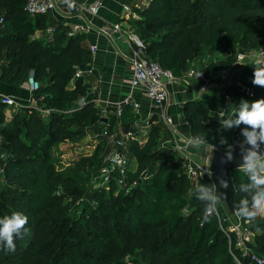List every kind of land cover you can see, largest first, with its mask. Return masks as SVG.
Masks as SVG:
<instances>
[{"label": "trees", "instance_id": "trees-1", "mask_svg": "<svg viewBox=\"0 0 264 264\" xmlns=\"http://www.w3.org/2000/svg\"><path fill=\"white\" fill-rule=\"evenodd\" d=\"M25 1L0 0V10H7L0 34V56L7 69L1 79L20 86L32 74L39 83L33 95L41 100V110L16 113L0 128V149L7 153L0 160V182L4 181L0 217L21 211L29 217L30 231L23 239L16 238L15 251L0 249V264H126V256L135 264H237L233 256L249 264L233 236L229 247L215 214L204 220V205L195 188L212 183L206 177L188 179L180 154L162 146L160 124L151 125L144 143L135 139L127 144L128 156L137 164L127 176V181L136 182L130 189L118 184L116 173L107 185H95L99 169L107 163L106 143L79 155L70 169H56L54 146L85 137L86 128L100 119L90 101L68 110L84 88L79 79L73 88L67 85L76 67L90 61L91 53L77 37L68 38L64 32L56 31L52 41L34 39L46 15H29ZM138 14L133 25L146 57L177 78L206 50L222 52V58L204 69L210 79L235 65L239 53L264 45V0H149ZM254 66L245 63L236 76L254 89L253 97L245 96L235 82L222 88L220 100L184 104L193 136L219 147L228 145L232 129H223L220 120L234 113L241 99L264 98V87L252 84ZM225 94L231 97V108L218 117ZM3 118L0 109V122ZM222 137L227 144L220 143ZM230 176L236 209L246 197L240 185L248 177L239 168ZM72 205L78 207L73 212ZM217 207L220 216L228 214L222 202ZM255 225L264 228V218L251 221V245L264 256V235L256 233Z\"/></svg>", "mask_w": 264, "mask_h": 264}, {"label": "crops", "instance_id": "crops-1", "mask_svg": "<svg viewBox=\"0 0 264 264\" xmlns=\"http://www.w3.org/2000/svg\"><path fill=\"white\" fill-rule=\"evenodd\" d=\"M78 3L89 5L95 0H76ZM101 7L96 15L88 12L83 17L76 14H68L65 7L59 4L57 9L44 17V26L36 28L32 37L34 39L48 40L46 29L49 26H55L56 31L64 32L66 37H77L79 42L84 44L89 50L91 45H96L97 49L91 53V59L86 64H80L76 71L80 70L81 75L75 76L69 81L68 88L75 86V81L80 80L84 90L79 99L68 110L81 107L79 101H90L99 111V118L105 119L104 124L97 123L89 125L86 128L84 138L91 134L97 135L101 130L112 129L113 135L108 145L109 152L115 147L113 138L121 137L124 131H133L135 139L144 143L147 139L149 129L152 124H160L162 130L160 137L162 146L169 147L171 133L167 127L160 121L156 109L151 102L143 96L139 87H131L132 74L129 67V59L136 45L129 39L130 34L139 37L138 30L133 25V21L140 19L134 18L123 11L120 0H100ZM149 0H133L132 6L138 14V10L145 6ZM7 10H0V17H4ZM139 15V14H138ZM119 24L120 30H111V25ZM110 26V27H109ZM73 31L72 36L68 32ZM2 24H0V34ZM211 54L207 50L193 63L183 77L175 83L168 85V105L167 111L172 116L177 129L183 138L194 137L190 132V125L185 118L183 111L184 104L187 101L206 100L211 102L215 97L220 100L222 97V88L230 83H235L234 77L222 83L217 79L216 85L207 90H201L202 81L194 76H189L190 71H204L210 61L219 59L216 53ZM7 69V64L3 55L0 56V98L12 97L19 104V107L7 106L1 103L0 109L3 113V121L0 122V128L11 123L16 113H22L26 109L35 108L41 110L40 99L34 97L33 92L29 90L26 83L15 86L1 79L3 72ZM205 72V71H204ZM229 77V76H228ZM236 77V76H235ZM127 100V102H126ZM137 103L138 108L132 104ZM122 109L121 114L117 113V108ZM110 117H113L112 122ZM112 119V118H111ZM101 128V130H100ZM99 137V136H98ZM106 141V140H105ZM110 141V144H109ZM99 142V141H98ZM65 143V142H64ZM60 143V144H64ZM108 147V148H109ZM127 145L123 151L128 156ZM188 153L192 155V146L187 148ZM181 158V156H180ZM207 164V163H206ZM127 175L134 173L137 169L136 160L128 156Z\"/></svg>", "mask_w": 264, "mask_h": 264}, {"label": "built area", "instance_id": "built-area-1", "mask_svg": "<svg viewBox=\"0 0 264 264\" xmlns=\"http://www.w3.org/2000/svg\"><path fill=\"white\" fill-rule=\"evenodd\" d=\"M133 0H120L121 7L124 12L130 14L134 18H139V15L135 12L132 6ZM59 4L65 7L68 14H76L83 17L86 12L91 15H96L101 7L100 0H95L89 5L83 3H78L76 0H26L24 9L31 15H47L57 9ZM3 23V18L0 17V24ZM110 27V26H109ZM111 30H120L119 24L111 25ZM47 39L52 41L55 33L56 27L49 26L46 29ZM73 31L68 32V36H72ZM129 39L133 41L136 45V49L133 50L132 56L129 59V67L132 74L131 87H139L146 97L152 104L153 108L156 109L160 121L167 127L171 133V139L169 143L170 149L176 151L181 156V163L184 167V171L188 179L196 182L198 179L206 177L211 183H216L212 177L209 164H203L195 160L190 153H188L187 148L191 146L194 141H199V137L183 138L180 135L177 126L172 118V116L167 111L168 105V85L175 83L179 78L175 77L171 70L163 68L158 62L151 60L145 55V45L143 41L135 36L134 34L129 35ZM97 49L96 45H91V53L95 52ZM260 62L264 64V45L257 50H251L248 52L239 53L237 56V63L244 62ZM81 71L77 70L75 76H80ZM225 75V71H218L212 78H207L204 71H194L191 70L189 76H194L201 80L203 83L200 86L201 90H207L211 86L216 85V80ZM240 91L247 97H253L254 89L243 81L236 82ZM26 84L30 91H34L39 87V83L34 80L32 74L28 77ZM0 101L2 104L7 106L19 107V103L12 97H1ZM127 102V100H126ZM79 105L81 106L84 101L80 100ZM135 108H138L137 103L132 104ZM231 108V97L227 94L224 95V103L222 107L216 111L218 117H221L229 112ZM122 109L117 108V113L121 114ZM99 136V134L95 135ZM135 138V133L133 131H124L119 138H113L112 142L115 147L107 155V163L103 165L97 175L98 186L107 185L111 179V175L115 174L118 177V184L125 186L130 189L135 185V181H127V167H128V157L123 149L126 147L129 141ZM96 140V138H95ZM2 143V137L0 135V145ZM5 158L4 155H0V160ZM0 172H2V166L0 163ZM218 190V187H217ZM219 226L221 230L225 233L229 247L231 245V236H233L234 244L240 251L242 257H247L249 264H264V256L258 254L251 243L253 242L254 233L251 230V221L242 219L235 214L228 211V214L220 216L217 212ZM237 264H243L238 257L233 256Z\"/></svg>", "mask_w": 264, "mask_h": 264}, {"label": "clouds", "instance_id": "clouds-1", "mask_svg": "<svg viewBox=\"0 0 264 264\" xmlns=\"http://www.w3.org/2000/svg\"><path fill=\"white\" fill-rule=\"evenodd\" d=\"M252 84L264 87V64L257 62L254 66V78ZM238 107L228 119L220 120L223 129H241L242 139L238 141L242 163L239 169L248 177L247 183H241L240 190L246 193L235 209V214L245 220L255 221L258 217L264 218V153L260 151L264 144V98L249 102L241 99ZM241 126H243L241 128ZM221 144H227L223 137ZM233 149L228 148L226 157L222 162L233 159ZM220 186L228 187L226 181H221ZM197 199L203 202L204 220L218 212L217 205L226 192L217 190V184H199L195 188ZM29 217L21 211H14L10 215L0 217V249L4 251H15L16 238L23 239L29 233L26 227ZM255 231L264 235V228L255 225Z\"/></svg>", "mask_w": 264, "mask_h": 264}, {"label": "rangeland", "instance_id": "rangeland-1", "mask_svg": "<svg viewBox=\"0 0 264 264\" xmlns=\"http://www.w3.org/2000/svg\"><path fill=\"white\" fill-rule=\"evenodd\" d=\"M216 57L222 58L221 50H218V52L216 53ZM247 62H249V61H247ZM247 62L240 63V64L236 63L235 65H233L231 67L220 69V71L221 70L225 71V75L220 76L221 78L219 77L220 83H222L223 78H225V80H227L231 76H233L234 79L236 78L234 80V82H238L239 80L235 76H237L241 67ZM219 78H218V80H219ZM225 80H223V82ZM222 85H223V83H222ZM42 113L44 115H46L48 112L42 111ZM232 114L233 113L231 112V115H229V117L232 116ZM229 117L227 116L226 119H228ZM112 120H113V117H110L111 122H112ZM242 127L243 126H241V128ZM100 130H101V128H100ZM111 132H112L111 128H108L106 130L103 129L100 131V133H98L99 137L95 136V134L93 135L90 133V137H88V138L83 137L81 139H76L73 141L70 140L68 142H65L64 144L55 145L53 150H52V159L55 162L56 169L59 171H66L73 166L72 164L76 161V159L79 155L91 154L94 151V149L98 146L99 143H106L108 145V139L110 140V138H112V136H113L111 134ZM229 135H230L229 143H228V145H226L224 147L223 146L219 147L213 143L207 142L204 138L199 137L200 138L199 141H194V143L191 145L193 148V152H191L192 157L200 163H203V164L207 163L210 165V161L212 159V155H213L214 150L225 149V148L237 145L238 143H236V141L234 139L235 136L240 137L242 139L240 128L232 129L230 131ZM194 137H196V136H194ZM95 138H96V140H95ZM110 141H109V144H110ZM108 146H110V145H108ZM108 150H110V147ZM0 155H4L7 158V153L2 151L1 149H0ZM183 169H184V167H183ZM90 177H91V175H90ZM3 185H4V181L1 180L0 187ZM95 185L98 186L97 183H95ZM223 205L225 206L226 211L228 212L229 209L227 208L226 204L223 203ZM76 208H78V207H76L75 205H72L71 212H73L74 209H76ZM130 259L132 260L133 258L126 256V258H125L126 264H135V261L132 260V261H134V262H132V261H130Z\"/></svg>", "mask_w": 264, "mask_h": 264}, {"label": "water", "instance_id": "water-1", "mask_svg": "<svg viewBox=\"0 0 264 264\" xmlns=\"http://www.w3.org/2000/svg\"><path fill=\"white\" fill-rule=\"evenodd\" d=\"M106 121L105 119H100V124H104ZM233 149V159L228 162H222V157H226V151L228 148ZM225 149H216L213 151L212 159L210 161V170L213 179L215 180L217 187H218V192H226L227 195L226 197H222L221 202L226 204L227 208L229 209L230 213H233L235 210L234 208V187L232 184L231 176H230V171L239 168L240 164L243 162L242 161V156L240 154V148L239 145H234ZM260 151L264 153V144H261V149ZM221 181H226L228 183L227 188H223L220 186Z\"/></svg>", "mask_w": 264, "mask_h": 264}]
</instances>
